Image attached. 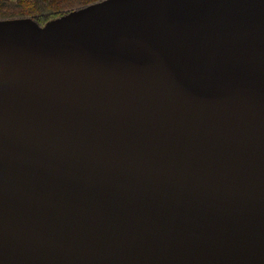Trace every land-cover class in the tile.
<instances>
[{
    "label": "water",
    "instance_id": "obj_1",
    "mask_svg": "<svg viewBox=\"0 0 264 264\" xmlns=\"http://www.w3.org/2000/svg\"><path fill=\"white\" fill-rule=\"evenodd\" d=\"M0 264H264V0L0 20Z\"/></svg>",
    "mask_w": 264,
    "mask_h": 264
},
{
    "label": "trees",
    "instance_id": "obj_2",
    "mask_svg": "<svg viewBox=\"0 0 264 264\" xmlns=\"http://www.w3.org/2000/svg\"><path fill=\"white\" fill-rule=\"evenodd\" d=\"M103 0H0V20L32 18L41 26L73 10Z\"/></svg>",
    "mask_w": 264,
    "mask_h": 264
}]
</instances>
